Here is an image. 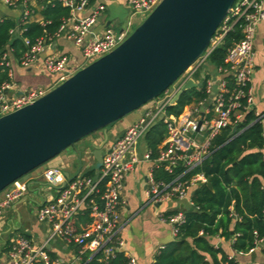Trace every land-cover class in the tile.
<instances>
[{
  "label": "built area",
  "instance_id": "1",
  "mask_svg": "<svg viewBox=\"0 0 264 264\" xmlns=\"http://www.w3.org/2000/svg\"><path fill=\"white\" fill-rule=\"evenodd\" d=\"M3 1L10 6L14 4L13 0ZM58 1L70 9V15L63 20L49 42L39 40L19 59L23 66L39 63L42 69L55 78L54 86L117 48L129 36L137 17L151 13L162 0H128L131 17L127 24L118 30L107 25L100 33H96L94 28L99 15L105 10L103 4L92 7L91 0ZM21 10V17L26 19L30 12L27 5L21 6ZM239 21L242 22L243 38L228 51L226 62L229 66L212 70L208 64L209 55ZM263 21L264 0H236L207 51L165 92L144 106L142 115L134 124L104 146L102 165L93 169L94 175L88 174L91 171L89 166H83L85 169H80L74 176L67 174L61 166L47 165L34 170L30 180L40 182L36 180L42 178L44 185L57 191L53 193L49 190L46 193L36 213L37 220L46 223L49 232L46 240L39 244L25 235L14 238L8 251L7 264H67L48 247L56 238L78 248L72 258L75 264H79L78 260L85 264L86 254L92 258L102 253L103 259H108L115 252L122 251L124 242L119 233L123 191L128 175L144 162L150 163L145 190L149 204L179 200L193 205L192 192L200 185L207 184L208 180L204 173L191 172L211 154L214 139L228 127H236L238 131V125L244 120L247 111H253L256 120L264 123L263 111L256 107L252 87L254 41ZM61 36L74 42L81 52V62L59 53L40 58L39 53L45 46ZM24 42L29 45L28 39H24ZM10 52L0 58V68L10 66ZM206 65L209 68H205L202 73ZM199 72L201 79L197 80L194 76ZM228 77L233 81L232 88ZM191 80L203 81L202 87L197 89H204L207 96L194 99L180 114L170 112L169 107L176 103L175 97ZM15 85L10 80L0 88V116L34 102L49 91L31 88L14 96L9 95V90ZM158 122L164 124L166 135L154 157L153 150L146 142L140 151L138 144L151 126ZM200 136L203 141L199 140ZM94 150H89L90 157H93ZM156 168H163L175 177L171 181L158 180L154 175ZM30 180L20 178L0 193V219L6 208L29 198L33 185H30ZM82 215L89 218L87 226L79 224ZM160 218L172 224L175 236L177 226L185 222L182 210L169 218L163 214ZM128 257V264H137L134 257Z\"/></svg>",
  "mask_w": 264,
  "mask_h": 264
},
{
  "label": "water",
  "instance_id": "2",
  "mask_svg": "<svg viewBox=\"0 0 264 264\" xmlns=\"http://www.w3.org/2000/svg\"><path fill=\"white\" fill-rule=\"evenodd\" d=\"M235 1L162 0L113 51L34 102L0 116V193L20 178L30 180L34 170L83 138L104 131L105 139L93 145L92 153L100 167L107 127L173 85L207 51ZM205 68L209 65L202 73ZM202 85L187 82L175 102Z\"/></svg>",
  "mask_w": 264,
  "mask_h": 264
},
{
  "label": "trees",
  "instance_id": "3",
  "mask_svg": "<svg viewBox=\"0 0 264 264\" xmlns=\"http://www.w3.org/2000/svg\"><path fill=\"white\" fill-rule=\"evenodd\" d=\"M13 2L11 8H21L25 4L30 12L26 19L0 16V58L11 51L20 59L39 40L49 42L70 15V9L58 0H37V5H33L31 0ZM242 38V22L239 21L213 49L208 64L212 68H227L228 51ZM24 39L29 40V45ZM10 70V66L0 68V88L10 82ZM227 79L232 88L233 81L230 77ZM196 89L184 92L169 111L180 114L194 99L207 96L204 89ZM256 118L253 111H247L236 133L228 127L214 139L211 154L191 172L204 173L212 187L203 184L193 191L192 207L196 211L182 209L185 222L177 226L175 240L160 248L152 264H240L238 254L250 253L264 241V127ZM165 135L162 122L151 126L146 133L145 141L153 150L154 157ZM94 173L93 170L88 172L90 175ZM154 175L156 179L165 181L175 177L163 168H156ZM178 211H167L163 216L169 218ZM79 220L86 226L89 223L86 215L80 216ZM215 237L232 241L235 255L231 256L223 246H215ZM128 262L129 257L123 251L115 252L108 259H103L102 253L92 258L86 254L84 259L85 264Z\"/></svg>",
  "mask_w": 264,
  "mask_h": 264
},
{
  "label": "crops",
  "instance_id": "4",
  "mask_svg": "<svg viewBox=\"0 0 264 264\" xmlns=\"http://www.w3.org/2000/svg\"><path fill=\"white\" fill-rule=\"evenodd\" d=\"M31 1L33 5H37V0ZM99 4H103L105 10L99 15L98 22L94 28L96 33L102 32L107 25L113 26L114 22L119 20L124 21L131 17V8L128 0L92 1V7ZM89 11L90 10H88V12ZM21 12V8H9L8 4L6 5L3 0H0V13H3L4 16L6 14V16L20 18ZM55 53L67 54L73 59L80 62L82 61L80 50L71 39L65 36H61L53 43L47 44L39 53V56L40 58H43L48 54ZM9 60L12 68L11 82L16 84L15 87L9 90V95L14 96L31 88L50 90L54 87L55 78L42 69L39 63L23 66L19 59L11 52ZM254 63L255 69L252 80L254 98L258 110L264 111V21L257 29L254 41ZM210 68L213 70L212 67ZM143 111L144 108L135 111L129 115L132 116V119L128 124L116 127L112 131L114 137L113 140L129 126L134 124L140 118ZM90 139L88 145L90 146L89 150H93V145H99L103 142L105 139V132L101 131L100 135ZM73 147L74 150L72 153H62L54 159V164L50 166H61L67 174L72 175L74 171L72 172L70 168L73 167L76 158L80 159V153L82 152L79 150L80 148L78 145ZM94 161L96 162L95 158L90 157L87 165H84L83 161L80 159L78 172L85 166H89L90 170H96L97 162L93 165ZM149 168L150 163L144 162L128 175L122 196V206L120 208L122 218L119 235L124 242L122 251L125 252L127 256L134 257L137 260V264H152L156 255L160 251V248H165L176 238L172 224L169 222H163L160 218L161 215L171 210L192 208V205L188 202H182L179 200H172L157 205L149 204L145 195ZM42 184V182H35L33 184L35 187L32 185L30 191L39 192L43 201L46 192L45 194H42V188L39 186ZM26 201L27 200L22 199L14 203L9 207L14 214L10 213L6 217H3L2 215L0 219V264H7L10 245L13 239L20 234L32 238L38 244L43 243L47 238L49 228L47 227L48 229H45L42 225L43 223L36 221L35 218H30L26 211ZM79 224L80 226H85L84 221L79 220ZM213 243L217 247L223 246L229 254L235 255L232 248V241H227L223 237H215ZM48 247L53 251L55 256L60 257L65 263L75 264L73 263L72 258L76 254L74 253V251H77L76 248L73 249V252L70 251L61 254L60 249L53 244V241ZM238 259L240 264H264V242L258 244V246L250 253L238 254Z\"/></svg>",
  "mask_w": 264,
  "mask_h": 264
},
{
  "label": "rangeland",
  "instance_id": "5",
  "mask_svg": "<svg viewBox=\"0 0 264 264\" xmlns=\"http://www.w3.org/2000/svg\"><path fill=\"white\" fill-rule=\"evenodd\" d=\"M7 5V4H6ZM8 7L9 8H11L10 7V5H8ZM150 13H147V14H145V15H139L138 17H137V20H135L134 21V25H133V27H132V31L130 32V34L137 28V26L140 24V23H142L144 20H145V18L149 15ZM0 15H3L4 16V14L3 13H0ZM6 15V14H5ZM130 18H128V19H126V20H124V21H116V22H114V25L113 26H111L113 29H115V30H118V29H120V28H122V27H124L126 24H127V21L129 20ZM129 34V35H130ZM210 73V71L208 70V74ZM197 80H200L201 79V74H200V72L199 73H197L195 76H194ZM61 82H59V83H57L55 86H57V85H59ZM54 86V87H55ZM53 87V88H54ZM196 89V88H195ZM191 90L192 89H190V90H187L188 92H191ZM196 90H198V89H196ZM147 105H149V103L147 104ZM147 105H145V106H147ZM154 110H156V108L154 107ZM131 119H132V116H128V117H125V118H123V119H121V120H119V121H117L116 123H114V124H112V125H109L108 127H107V129H108V134H109V140H108V142L109 143H111L112 142V140H113V130L116 128V127H118V126H122V125H124L125 126V124H128V122L129 121H131ZM100 132L101 131H99V132H96V133H94V134H92V135H90V136H88V137H85V138H83L82 140H80L78 143H77V145L79 146V150L80 151H82L81 153H82V161H83V164L84 165H87V163H88V161L90 160V156H89V154H88V151H89V149H90V146H88L89 145V141L91 140L90 138H93V137H95V136H98V135H100ZM124 132V131H123ZM122 132V133H123ZM116 138V137H115ZM199 140L200 141H203V138L200 136L199 137ZM145 138H141L140 139V141H139V144H138V149H139V151L144 147V145H145ZM87 146V147H86ZM73 150H74V147H70L68 150H66L65 152H63V154H68V153H72L73 152ZM53 161H54V159H52V160H50L49 162H47L46 164H44V165H42L41 167H43V166H50V165H53L54 163H53ZM94 164H96V162L94 161L93 162V165ZM79 166H80V159H78V158H76L75 159V162H74V165H73V167H71L70 168V170H72V175H76L77 174V172H78V169H79ZM139 165H137V167H138ZM41 167H39V168H41ZM85 169V168H84ZM87 170H85V172H86ZM36 181H40V182H42V183H45L43 180H42V178H39V179H37ZM41 188H42V194H45V192L47 193L49 190H52V192L53 193H56L57 191H56V189H54V188H50L49 186H47V185H44V184H42V185H39ZM33 187H35L34 185H33ZM29 198L27 199V206H26V208H27V213L29 214V216H30V218H35V220L36 221H38L37 220V216H36V213H37V210L39 209V202L40 201H42V196L40 195V193L39 192H37V191H30L29 192ZM10 213H12V214H14L13 212H12V209L11 208H6L5 209V212H4V214H3V217H6V216H8ZM44 227H45V229H48L49 227L47 226V224L46 223H43L42 224ZM48 227V228H47ZM49 230V229H48ZM21 235V234H20ZM53 244L55 245V246H57L59 249H60V252H61V254H65V253H68V252H70V251H72L73 252V247L72 246H70V245H67L64 241H62L61 239H59V238H56V239H54L53 240ZM77 251H74V253H76ZM81 260H78V263L79 264H81Z\"/></svg>",
  "mask_w": 264,
  "mask_h": 264
}]
</instances>
